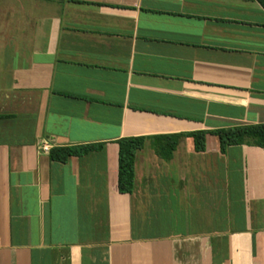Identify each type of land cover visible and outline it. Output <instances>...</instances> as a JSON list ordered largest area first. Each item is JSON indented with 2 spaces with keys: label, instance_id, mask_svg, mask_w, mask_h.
<instances>
[{
  "label": "crops",
  "instance_id": "1",
  "mask_svg": "<svg viewBox=\"0 0 264 264\" xmlns=\"http://www.w3.org/2000/svg\"><path fill=\"white\" fill-rule=\"evenodd\" d=\"M260 124L255 0H0V264H264V148L148 140L118 191L122 139Z\"/></svg>",
  "mask_w": 264,
  "mask_h": 264
},
{
  "label": "trees",
  "instance_id": "2",
  "mask_svg": "<svg viewBox=\"0 0 264 264\" xmlns=\"http://www.w3.org/2000/svg\"><path fill=\"white\" fill-rule=\"evenodd\" d=\"M264 9V0H255ZM206 135L215 136L219 142L220 152L225 154L231 147L253 146L264 148V125H252L228 129H220L211 132H198L192 134H180L177 136H162L151 138H126L117 142L119 146L118 158V191L120 194L131 195L134 189V164L136 153L143 149L146 141L156 142L155 150L160 156L168 160L174 151L175 140L192 138L197 152L204 151ZM173 140L174 143H170ZM157 141H160L157 144ZM162 142H168L164 144ZM101 149V146H83L70 148H54L49 151L52 161L65 164L73 157H81L92 151Z\"/></svg>",
  "mask_w": 264,
  "mask_h": 264
},
{
  "label": "built area",
  "instance_id": "3",
  "mask_svg": "<svg viewBox=\"0 0 264 264\" xmlns=\"http://www.w3.org/2000/svg\"><path fill=\"white\" fill-rule=\"evenodd\" d=\"M44 152L48 153L49 152V148H44Z\"/></svg>",
  "mask_w": 264,
  "mask_h": 264
}]
</instances>
